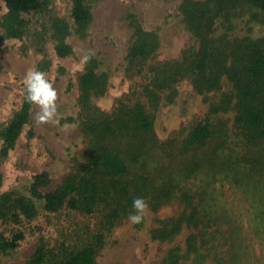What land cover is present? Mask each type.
Segmentation results:
<instances>
[{
    "label": "trees",
    "instance_id": "1",
    "mask_svg": "<svg viewBox=\"0 0 264 264\" xmlns=\"http://www.w3.org/2000/svg\"><path fill=\"white\" fill-rule=\"evenodd\" d=\"M89 1L71 0L70 20L51 16L46 32L50 30L56 42L57 55L73 54L67 41L71 34H86L92 20ZM4 2L7 12L0 24L8 37L22 38L30 27L26 15L47 10L49 0ZM244 6L264 14V0H183L184 22L198 46L160 61L155 60L160 35L132 15L135 40L128 50L127 73L140 81L111 112L93 102L94 96L105 93L108 75L99 72L97 58L88 55L78 76L81 129L88 138L85 158L54 188L44 170L33 175L29 193L10 189L0 194V251L20 248L43 227L50 231V215L79 212L98 218L86 242L72 247L62 239L55 252L42 237L26 264H97L106 234L135 211L133 199L143 197L155 210L174 200L182 205L178 215L160 219L151 229L153 239L169 241L190 230L185 250L169 249L159 264H182L187 255L190 264H263L264 254L254 255L255 246L264 247V36L228 32ZM219 24L222 33L217 32ZM49 64L45 58L38 70L45 72ZM185 78L209 101L208 114L166 146L155 133V112L162 103L174 101ZM138 93L143 99H135ZM25 95L11 119L0 122L2 156L31 122L33 104ZM228 111L235 112L237 141L228 133L223 116ZM217 182L234 184L244 194L246 220L222 208Z\"/></svg>",
    "mask_w": 264,
    "mask_h": 264
},
{
    "label": "rangeland",
    "instance_id": "2",
    "mask_svg": "<svg viewBox=\"0 0 264 264\" xmlns=\"http://www.w3.org/2000/svg\"><path fill=\"white\" fill-rule=\"evenodd\" d=\"M183 0H90L92 20L84 36L71 34L67 41L74 48L73 54L61 57L55 51V40L48 28L51 16L57 15L70 20L71 0H49L47 10L27 14L29 30L22 38L8 37L0 24V122H7L20 109L24 98V77L35 67L39 69L43 60L50 64L45 70L46 78L57 90L56 122H39L35 115L39 107L32 106L31 122L25 125L15 147L7 156L0 153V194L18 189L29 193L33 175L48 171L51 188L58 186L73 169L77 161L85 158L88 138L81 129V116L78 104V76L84 70L89 54L99 62L98 71L108 75L105 93L93 97V102L106 112L118 105V100L132 94L138 87L139 77L127 73V55L135 40L131 27V16H136L147 30H155L161 38V45L155 60L179 58L183 49L198 46L195 36L187 29L181 4ZM7 12L4 0H0V21ZM256 13V15H254ZM233 35L250 34L264 36V14L255 8L244 6L232 18ZM218 33L225 29L219 24ZM42 37L40 32H43ZM229 89V87H226ZM142 98L138 93L136 98ZM214 96L211 95V98ZM209 101L196 91L189 78L178 84V94L173 102L162 103L155 112V133L166 146L175 139H182L190 128L208 114ZM234 111L224 113L228 119V133L237 141L234 127ZM2 140L0 139V152ZM201 182L199 181V184ZM216 196L229 214L247 219L244 194L229 182L214 185ZM43 201L39 207L43 208ZM182 209L174 200L158 209L147 204L143 218L132 223L128 217L121 220L107 234L105 245L97 256V264H159L165 253L172 248L185 250V238L190 232L184 229L169 241L151 237V229L160 219L176 216ZM46 217L42 216V220ZM98 226L96 216H85L79 212L61 211L50 215V231L45 228L29 237L20 248L3 253L0 251V264H26L41 243L42 237L47 246L55 252L58 243L70 246L82 245ZM256 258L264 254V247L255 246ZM187 255L182 264H190ZM264 264V258H262Z\"/></svg>",
    "mask_w": 264,
    "mask_h": 264
},
{
    "label": "clouds",
    "instance_id": "3",
    "mask_svg": "<svg viewBox=\"0 0 264 264\" xmlns=\"http://www.w3.org/2000/svg\"><path fill=\"white\" fill-rule=\"evenodd\" d=\"M85 60L88 57H84ZM25 99L27 102L39 107L35 118L39 122H56L57 115V90L53 87L52 82L46 78L45 72L36 69H29L24 77ZM147 204L143 197H135L132 201L134 212H130L128 219L132 223H139L143 218V211Z\"/></svg>",
    "mask_w": 264,
    "mask_h": 264
}]
</instances>
